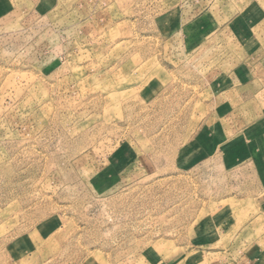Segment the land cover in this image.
Masks as SVG:
<instances>
[{
	"label": "rangeland",
	"instance_id": "1",
	"mask_svg": "<svg viewBox=\"0 0 264 264\" xmlns=\"http://www.w3.org/2000/svg\"><path fill=\"white\" fill-rule=\"evenodd\" d=\"M0 264H264V0H0Z\"/></svg>",
	"mask_w": 264,
	"mask_h": 264
}]
</instances>
